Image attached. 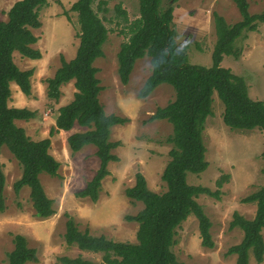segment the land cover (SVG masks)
<instances>
[{
  "label": "trees",
  "instance_id": "16d2710c",
  "mask_svg": "<svg viewBox=\"0 0 264 264\" xmlns=\"http://www.w3.org/2000/svg\"><path fill=\"white\" fill-rule=\"evenodd\" d=\"M50 0H18L0 22V153L5 147L20 167L21 175L13 183V192L19 195L23 188L29 190V200L36 218L46 220L55 214L40 181V175L58 177L59 162L50 154V138L34 141L17 121H30L36 113L27 108L10 107V85L17 86L26 97L31 95L33 70H20L14 63V53L29 60L41 59L39 50L33 46L38 37L33 33L41 27L40 11ZM57 1V0H52ZM138 17L129 21L120 6L115 7L116 25H122L119 34L125 40L120 44L117 59V75L122 85H127L137 60L149 58L150 75L145 80L138 98H147L159 85H169L174 99L165 107L158 108L147 120L167 121L172 132L166 142L170 145L169 160L161 174L165 191L161 194L148 189L141 173L135 175L133 187L125 190V196L138 202L142 209L125 220L137 224L136 242H115L104 236H92L88 231H79L72 217L66 215L63 240L67 247L81 252L99 254L100 263L84 259L57 257L58 264H183L178 262L172 247L176 229L194 216L198 222L202 247L213 249L211 223L197 198L201 195L218 197L207 188L192 186L187 182L188 174L198 175L206 170L203 132L208 117L212 115L214 93L223 105L222 121L234 131L258 129L264 137V101H254L248 95L245 80L221 67L224 56L238 59L241 50L234 43L247 33L264 24V13L251 15L247 0H232L241 21L229 25L218 14H213L216 41L211 54V66L191 65L185 49L178 48L173 23L174 4L178 0H137ZM95 0H77L71 11L76 14L78 46L70 61L60 59V67L51 78L46 79L49 100L58 101L61 87L73 83L72 100L57 110L54 132H69L75 126L84 131L72 133L66 139L71 154L87 146L95 148L99 166L84 189L75 195L80 199L97 202L102 181L108 176V165L117 162L113 151L120 145L110 140L111 130L129 122L126 117L107 115L99 101L102 91L97 78L96 60L104 56L103 46L109 29L93 9ZM104 13L105 10H102ZM110 22V20H107ZM197 47V45H195ZM261 158L264 160V143ZM222 182H217L221 186ZM5 175L0 163V213L6 209L4 199ZM254 204L255 214L246 219L234 213L229 229L243 233L239 244L229 248L227 255H235V264H249L250 255L256 264L264 257V186L241 201ZM12 250L6 255L5 264L37 263L36 250L28 246L22 235H13Z\"/></svg>",
  "mask_w": 264,
  "mask_h": 264
},
{
  "label": "rangeland",
  "instance_id": "374dc122",
  "mask_svg": "<svg viewBox=\"0 0 264 264\" xmlns=\"http://www.w3.org/2000/svg\"><path fill=\"white\" fill-rule=\"evenodd\" d=\"M18 0H0V22L6 20V13ZM77 0L48 1L40 11L41 27L33 33L38 42L33 46L41 53V59L29 60L14 53L13 60L20 70H33L32 91L24 96L16 85L11 84L10 107L27 108L34 111V119L17 121L16 125L34 141L50 138V154L59 162L58 177L40 175L46 196L52 200L55 214L41 220L35 217L29 200L28 188L19 195L13 192V183L21 175L20 167L5 147L0 153V163L5 175L4 199L6 209L0 213V264L6 263V255L12 248L13 235H22L28 246L36 250L37 263L58 264L57 257L84 259L100 263L99 254L81 252L67 247L63 240L66 215L73 218L79 231H88L92 236H104L115 242H136L137 224L125 220L135 216L142 205L132 203L125 190L133 187L135 175L141 173L150 191L161 194L165 185L161 174L169 160L170 145L166 142L172 132L165 120L148 122L158 108L165 107L174 99L169 85H159L147 98H138L145 80L150 75L149 58L137 60L127 85H122L117 75L116 55L125 40L119 34L122 25H116L115 7L125 10L129 21L138 17L137 0H95L93 9L110 30L103 46L104 56L95 61L97 78L102 91L99 101L107 115L126 117L129 122L111 130L110 140L119 142L113 151L118 161L108 165V176L102 181L99 198L93 203L80 199L76 193L84 189L92 179L99 162L95 148L87 146L71 154L66 139L75 132L84 131L75 126L69 132H50L54 128L57 110L68 104L74 93L73 83L61 87L58 101L49 100L46 79L51 78L60 67V59L74 58L78 39L77 17L71 6ZM251 15L264 13V0H247ZM102 10H105L104 13ZM221 16L229 25L241 21L240 14L232 0H178L174 4L173 23L178 48L185 49L191 65L210 67L211 54L216 41L213 14ZM197 45V47L195 46ZM234 46L241 50L238 59L224 56L221 67L245 80L248 95L254 101H264V24L255 32L245 34ZM223 105L213 95L212 115L207 118L203 132L206 149V170L198 175L188 174L187 182L192 186L207 188L218 197L201 195L197 198L211 223L213 249L202 247L198 222L194 216L188 218L176 229L175 244L172 247L178 262L183 264H235L236 256L227 255L229 248L239 244L241 230L229 229L234 213L246 219L255 214L254 204H244L242 199L264 186V160L261 158L264 137L260 130L234 131L222 121ZM217 182H222L217 186ZM264 240V230L262 232ZM249 264H256L250 255ZM264 264V257L263 262Z\"/></svg>",
  "mask_w": 264,
  "mask_h": 264
},
{
  "label": "crops",
  "instance_id": "0c3cea01",
  "mask_svg": "<svg viewBox=\"0 0 264 264\" xmlns=\"http://www.w3.org/2000/svg\"><path fill=\"white\" fill-rule=\"evenodd\" d=\"M173 13H174V11H173ZM174 16V15H173ZM173 20H174V18H173Z\"/></svg>",
  "mask_w": 264,
  "mask_h": 264
}]
</instances>
